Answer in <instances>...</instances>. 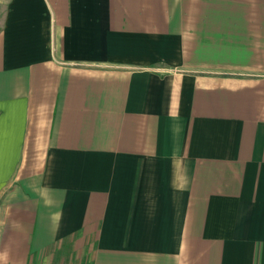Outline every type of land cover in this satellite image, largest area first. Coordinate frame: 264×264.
I'll use <instances>...</instances> for the list:
<instances>
[{
    "label": "crops",
    "instance_id": "1",
    "mask_svg": "<svg viewBox=\"0 0 264 264\" xmlns=\"http://www.w3.org/2000/svg\"><path fill=\"white\" fill-rule=\"evenodd\" d=\"M0 264H264V0H0Z\"/></svg>",
    "mask_w": 264,
    "mask_h": 264
}]
</instances>
